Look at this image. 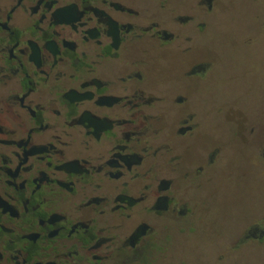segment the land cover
<instances>
[{
  "label": "flooded vegetation",
  "instance_id": "flooded-vegetation-1",
  "mask_svg": "<svg viewBox=\"0 0 264 264\" xmlns=\"http://www.w3.org/2000/svg\"><path fill=\"white\" fill-rule=\"evenodd\" d=\"M220 3L0 0V264H173L208 211L197 193L233 174L225 148L264 171V80L253 114L216 108L227 141L196 103ZM174 52L179 72L156 75ZM263 246L264 208L212 258Z\"/></svg>",
  "mask_w": 264,
  "mask_h": 264
},
{
  "label": "rangeland",
  "instance_id": "rangeland-1",
  "mask_svg": "<svg viewBox=\"0 0 264 264\" xmlns=\"http://www.w3.org/2000/svg\"><path fill=\"white\" fill-rule=\"evenodd\" d=\"M262 16L264 0H221L213 14V35L208 38V47L215 70L196 96L201 113L207 115L205 126L212 130L209 137L229 139L224 116L216 110L220 104L236 103L250 114L259 109L264 80ZM249 38L252 47L244 46ZM173 54L169 59L156 60V75L172 77L179 72V55ZM224 153L230 158L233 174L220 172L212 187L197 193L208 211L199 220L197 230L185 236L172 251L173 264H217L213 253L254 210L264 208V171L243 177L238 174L241 156L233 147H226ZM209 189H213L212 197L207 196ZM225 264H264V246L261 250L245 247Z\"/></svg>",
  "mask_w": 264,
  "mask_h": 264
}]
</instances>
